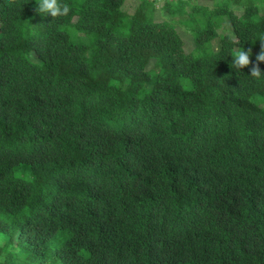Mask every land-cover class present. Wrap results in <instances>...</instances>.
I'll return each mask as SVG.
<instances>
[{"label": "trees", "instance_id": "1", "mask_svg": "<svg viewBox=\"0 0 264 264\" xmlns=\"http://www.w3.org/2000/svg\"><path fill=\"white\" fill-rule=\"evenodd\" d=\"M155 1L0 0V264H264V0Z\"/></svg>", "mask_w": 264, "mask_h": 264}, {"label": "clouds", "instance_id": "2", "mask_svg": "<svg viewBox=\"0 0 264 264\" xmlns=\"http://www.w3.org/2000/svg\"><path fill=\"white\" fill-rule=\"evenodd\" d=\"M256 8L264 10V3H258ZM35 8L39 15L50 16L53 20H57L61 17H67L71 12L73 5L68 3V0H35ZM237 11L243 12L244 8H238ZM222 31L225 34L230 32L229 25L225 23ZM259 41L264 42V38ZM232 58V68L234 70H242L247 68L250 64L251 50H245L243 45H236L232 48L229 54ZM257 61L264 62V51L257 56ZM251 78L257 80H264V74L258 67H254L251 70Z\"/></svg>", "mask_w": 264, "mask_h": 264}, {"label": "rangeland", "instance_id": "3", "mask_svg": "<svg viewBox=\"0 0 264 264\" xmlns=\"http://www.w3.org/2000/svg\"><path fill=\"white\" fill-rule=\"evenodd\" d=\"M140 0H126L125 5H124V11L127 14H132L137 6L139 5ZM156 12L154 15V20L156 21H169L171 22L175 27L177 32L179 33V35L181 36L183 43H184V52L185 53H191L194 51V42H193V38L192 35L178 22V19H170L167 15H165L162 11H161V6L163 4V0H156ZM199 4H205V5H209L211 6V3H206L203 1H198ZM223 29V28H222ZM222 29H219V34H225ZM230 34V32H229ZM214 45V46H213ZM216 45V41H213L212 43H210L207 48L208 51L211 48H215Z\"/></svg>", "mask_w": 264, "mask_h": 264}]
</instances>
